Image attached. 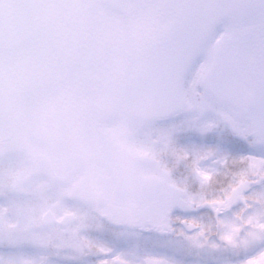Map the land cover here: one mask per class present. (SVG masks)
Masks as SVG:
<instances>
[{"label": "snow or ice", "instance_id": "1", "mask_svg": "<svg viewBox=\"0 0 264 264\" xmlns=\"http://www.w3.org/2000/svg\"><path fill=\"white\" fill-rule=\"evenodd\" d=\"M0 264H264V0H0Z\"/></svg>", "mask_w": 264, "mask_h": 264}]
</instances>
